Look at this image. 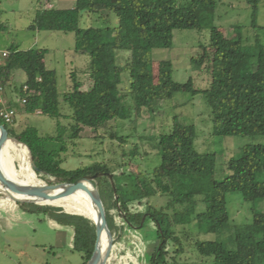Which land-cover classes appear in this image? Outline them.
<instances>
[{
    "label": "trees",
    "instance_id": "16d2710c",
    "mask_svg": "<svg viewBox=\"0 0 264 264\" xmlns=\"http://www.w3.org/2000/svg\"><path fill=\"white\" fill-rule=\"evenodd\" d=\"M222 0H76L75 7L60 9L41 6L30 25L31 30L74 33L75 51L89 55L87 81L82 83L72 73L73 88L65 92L63 101L72 110L71 122L64 126L61 111L58 76L46 66V49L22 50L12 46L7 51L5 66L0 69L4 85L14 70L25 74V82L18 89L26 114H40L57 121L55 136H41L35 127L20 132L6 127L9 137L26 146L36 167L35 179L47 184L74 183L86 175L102 173L96 185L106 207L107 219L114 245L106 264H119L113 258L128 256L127 247L119 248L128 230L143 228L152 220L159 244L154 253L145 259L149 264H164L167 247L175 244V252H183L182 240L173 227L193 224L201 232L231 235L232 248L222 241L196 240V251L212 257L213 264H264V210L252 209L250 222L235 224L227 207L228 193H238L245 202L264 201V144H249L240 156L229 160V175L215 181L216 158L214 153L199 152L195 147L197 128L185 125L178 117L169 132L161 133L155 142L161 163L151 173L124 170L114 172L107 164L96 162L86 167L67 170L62 167V152L67 141L78 140L85 128L104 131L111 140L128 144L129 136L120 133L119 122L138 121L156 111L158 101H169L178 93L201 94L211 109L215 136L264 135V42L259 36L253 41H232L213 26L207 44L190 58L191 64L209 75L205 89L195 88L192 79L180 83L173 78L171 61H160L155 73L151 53L154 49L170 48L175 30H199L210 21ZM252 10V26L256 27L257 13L262 0H245ZM84 13L98 14L106 24L110 15L118 18L114 28H82ZM4 26L0 24V30ZM116 51H130L131 57L124 66L117 64ZM129 73V89L120 88L122 73ZM26 87V89H25ZM15 122V118H14ZM14 122L12 124H14ZM126 124V123H124ZM5 152L6 149L2 148ZM135 145L122 157L134 160L138 153ZM4 174L19 182L4 163L14 164L0 153ZM15 166V165H14ZM108 174L113 176L115 190ZM173 178L180 181L183 192L176 193ZM35 185V183L33 184ZM166 195L171 199L163 210L150 205V199ZM16 199L22 197L15 193ZM80 200V195H79ZM89 205L95 204L88 196ZM204 205L199 210V205ZM22 210L47 216L56 226L72 229L73 250L83 255V263L90 260L96 240L94 221L79 214L67 212L60 206L19 204ZM146 219L143 222V218ZM146 258V257H145ZM131 264L140 260L129 259Z\"/></svg>",
    "mask_w": 264,
    "mask_h": 264
},
{
    "label": "rangeland",
    "instance_id": "374dc122",
    "mask_svg": "<svg viewBox=\"0 0 264 264\" xmlns=\"http://www.w3.org/2000/svg\"><path fill=\"white\" fill-rule=\"evenodd\" d=\"M54 0H51V2ZM56 1V0H55ZM52 7L49 0H0V24L4 29L0 30V51L12 46L22 50L46 49V66L54 69L58 76V90L60 94L61 111L65 115L60 121L67 126L71 119L72 110L63 101L65 92L72 90V73L77 80L86 83L89 66V55L75 51L74 33L59 31H36L29 27L32 25L39 7ZM60 9H69L72 3L58 5ZM75 7V6H74ZM73 8V7H72ZM252 10L245 0H222L217 7L213 18L204 22L199 30H175L173 45L170 48L154 49L151 57L154 62L155 73L160 61H171L173 64V78L175 81L185 83L192 79L195 88L205 89L209 85V75L205 70L195 68L190 58L200 50V45L207 44L210 38V30L213 26L219 28L227 38L232 41L244 42L259 36L264 42V0L259 5L257 13V26H252ZM118 25V18L110 15L108 24L98 14L84 13L81 17L82 28H112ZM131 57L130 51H116L117 64L124 66ZM25 74L22 70H14L11 74V82L7 86V92L17 105H21L18 89L25 82ZM129 73H122V90L129 89ZM17 88V91L14 88ZM17 111L14 124L8 127L17 132L26 127H35L41 136H55L57 134V121L40 114H26L24 110ZM178 117L185 125H195L197 138L195 147L199 152L215 154L216 168L215 181H222L229 175L227 164L232 158L240 156L242 148L249 144H264V135L258 136H215L212 135L213 125L211 109L204 97L199 94L193 96L190 93H178L172 100L158 101L156 111L145 116L134 126L130 122H119L120 133L129 136L128 144L121 145L119 140H111L108 135L100 130L93 131L85 128L81 137L73 142L67 141V150L62 152V167L74 170L89 166L96 162L107 164L114 172L120 171V163L126 165L124 170L140 173H151L160 165L161 156L155 142L161 133L169 132L173 120ZM1 121V120H0ZM2 124L3 121H1ZM126 123V124H124ZM135 145L138 146V155L134 160L130 156L122 157V153L128 152ZM21 150L27 152L29 163L32 167L31 154L26 146L18 143L13 145L10 151L6 149L5 159H10L14 164L4 163L8 170L19 179L22 171ZM15 165V166H14ZM0 167H5L0 161ZM258 180H264V173L258 174ZM35 180V181H34ZM42 185L45 182L35 177L31 185ZM173 187L176 193H182L180 181L173 178ZM15 193L0 183V264H82L83 255L73 250V232L71 228L56 226L49 220L41 218L40 214H32L21 209ZM171 198L166 195H157L150 199V205L158 211L163 210L171 217L174 212L167 208ZM227 207L231 219L235 224L250 222L252 209L264 210L263 202H245L238 193H228L226 196ZM72 204L67 201L61 204L67 212ZM204 205H199L203 210ZM82 215V214H79ZM176 235L181 238L183 252H175V244L167 247V254L163 258L164 264H213L212 257L200 255L194 244L196 240L222 241L232 248L231 235L227 232L221 234L201 232L193 224H180L173 227ZM156 226L152 220H147L143 228L128 230L125 239L119 244V248L127 247L128 256L116 255L113 260L119 264H131L129 259H139L140 263L149 264L145 259L154 253L160 240L157 239ZM146 257V258H145Z\"/></svg>",
    "mask_w": 264,
    "mask_h": 264
},
{
    "label": "water",
    "instance_id": "95a60500",
    "mask_svg": "<svg viewBox=\"0 0 264 264\" xmlns=\"http://www.w3.org/2000/svg\"><path fill=\"white\" fill-rule=\"evenodd\" d=\"M8 140L19 143L16 139L9 137L8 130L0 123V150ZM32 168L34 171L36 170L33 162ZM102 175V173L86 175L77 179L74 183H44L42 185L23 186L8 178L0 167V183L13 193L23 196L22 199H13V201L18 204L36 205L41 207L53 206L52 203L70 197L78 191H84L91 198V201L95 204L97 209V217L93 220L96 226V240L93 254L87 264H106L110 258L114 245L113 235L108 224L106 207L96 185L94 184L96 179ZM108 177L111 179L115 190L113 176L108 174ZM145 219L146 216L143 218V222ZM104 234L108 237V246L106 249L103 247Z\"/></svg>",
    "mask_w": 264,
    "mask_h": 264
},
{
    "label": "bare ground",
    "instance_id": "6f19581e",
    "mask_svg": "<svg viewBox=\"0 0 264 264\" xmlns=\"http://www.w3.org/2000/svg\"><path fill=\"white\" fill-rule=\"evenodd\" d=\"M18 143L12 140H8L2 148L8 149L10 151V157L11 155V148L13 145H17ZM22 154V166L20 170L22 171L21 176L19 177V182L18 184L23 185V186H28L31 185V181L34 178L33 172H32V167L29 163L28 157H27V152L25 150L20 151ZM35 181V180H34ZM33 185V184H32ZM57 193V192H56ZM79 195H80V200H79ZM22 198L23 196L20 195ZM67 201V204H72L68 208L69 211H74L77 212L78 214L85 215L92 220H95L97 217V210L93 209L89 205L88 201V195L84 191H78L74 195L64 198L62 200L56 201L52 203L53 206H61V204L65 203ZM63 208V207H62ZM108 246V237L106 234L103 235V247L106 249Z\"/></svg>",
    "mask_w": 264,
    "mask_h": 264
},
{
    "label": "built area",
    "instance_id": "2783aa9c",
    "mask_svg": "<svg viewBox=\"0 0 264 264\" xmlns=\"http://www.w3.org/2000/svg\"><path fill=\"white\" fill-rule=\"evenodd\" d=\"M8 55V51H0V69L5 66V60ZM4 93L5 85L0 75V119L5 121V123L7 124H12L14 122L17 111L4 99ZM25 102L26 100H22V104H24Z\"/></svg>",
    "mask_w": 264,
    "mask_h": 264
},
{
    "label": "crops",
    "instance_id": "0c3cea01",
    "mask_svg": "<svg viewBox=\"0 0 264 264\" xmlns=\"http://www.w3.org/2000/svg\"><path fill=\"white\" fill-rule=\"evenodd\" d=\"M72 3L73 4V6L72 7H74L75 6V4H76V0H54V1H52L51 2V0H49V4L51 5V6H53V7H59L58 5H63V4H67V3ZM71 7V8H72ZM40 8V7H39ZM3 51H7V50H3ZM45 61H46V59H45ZM9 84H12V82H11V78H10V81L9 82H7L6 83V85H5V93H4V99L12 106V107H16V108H18L19 110H23V107L21 106V105H17L16 104V102L13 100V98L11 97L12 95H11V93H9V92H7L6 90H7V86L9 85ZM14 90H16L17 91V88L15 87L14 88ZM41 215V218H44L45 220H49L51 223H53L47 216H45V215H43V214H40Z\"/></svg>",
    "mask_w": 264,
    "mask_h": 264
}]
</instances>
